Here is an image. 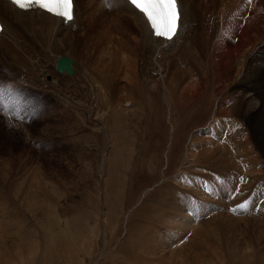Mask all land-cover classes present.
<instances>
[{"label":"bare ground","instance_id":"1","mask_svg":"<svg viewBox=\"0 0 264 264\" xmlns=\"http://www.w3.org/2000/svg\"><path fill=\"white\" fill-rule=\"evenodd\" d=\"M194 1L178 0L181 10L178 33L173 40L166 41L152 34L145 16L132 7L128 0H110L111 6L109 0H74V19L71 23H65L45 11L21 10L9 0H0V72L18 78L24 84L33 82L39 85L41 82L48 84L50 89L60 87L53 91L60 94L56 100L60 102L61 112H81L83 109L84 114L80 113V117L72 121L81 126L89 122L101 127L121 126L143 116V111L150 108L153 113L146 119L153 123L150 128L153 131L150 135L153 158L157 156L158 164L161 165L165 158L168 171L162 173L163 191L158 194V200L163 201L167 210V217H163L161 222L171 223L178 228L184 225H178L180 219L187 223L189 219L194 221L195 217L201 218L209 213L203 200L211 204L214 197L221 193L220 205H213L218 208L205 222L206 229L212 226V231H217L218 236L225 240L232 226L245 223L247 227L244 233L248 234L249 239L252 238L254 242L261 240V243H256V254L259 256L264 250V184L252 182L250 185L248 182L264 177V0H213L219 5L227 3L228 8L216 13L208 12L201 18L195 14ZM246 1L250 5L245 11V18L236 21L229 7ZM198 38L202 39L203 45H208L212 39L214 44L205 65L195 68L198 76H201V82L199 87L193 84L197 92L192 91L189 96L191 100L196 96L192 100L194 105L181 116L171 89L191 79L186 70L181 68V60L193 61L198 52ZM230 39L232 41L228 43ZM123 51L131 60L127 59L130 57L121 59ZM61 56L73 59L74 72L70 75L59 73L58 79L52 77L53 81L51 79L52 82L47 84L45 74L40 75L41 79L38 80L37 69L53 74L56 60ZM121 60H129V64L128 61L123 64L130 65L133 71L137 69V78L133 81V77L129 79L130 75L122 87L125 85L126 94L136 89L140 96L139 103L127 95L123 96L122 105L111 101L113 87L119 83V70L123 67ZM212 66L213 71L210 69ZM234 71L235 77L232 78ZM92 81L93 85L102 86L93 87ZM218 83L221 84L218 86ZM75 91L80 92L86 102L90 100V105L85 101L84 104ZM154 94L157 96L151 101ZM253 97L255 101L259 99V106L254 102L250 108L249 102ZM92 108L97 109L94 115L90 113ZM208 116L209 121L206 120ZM103 136V149H106L111 144V137L107 131ZM178 157L182 158L178 174L181 178L186 177L182 180L178 178L176 185L168 181L165 183ZM150 163L152 168L154 163ZM243 164L250 168L248 172H242L248 179L238 197L233 198L235 195L232 193L230 214L226 210L224 193L241 188L242 173L239 166ZM101 167L99 174L102 177L104 172ZM143 178L142 185H146V181L153 180L155 176ZM205 183L208 191L204 189ZM142 194L141 197H144L147 193L145 191ZM186 196H194L193 204L197 203L198 209H192ZM240 205L247 207L241 208ZM244 211L253 220H243L241 216ZM165 243L168 245L173 242L165 240ZM142 244L140 241L139 245ZM141 246L140 249H144Z\"/></svg>","mask_w":264,"mask_h":264},{"label":"rangeland","instance_id":"2","mask_svg":"<svg viewBox=\"0 0 264 264\" xmlns=\"http://www.w3.org/2000/svg\"><path fill=\"white\" fill-rule=\"evenodd\" d=\"M194 4L198 18L208 12L216 13L228 8L227 3L219 5L213 0H195ZM249 5L246 1L230 6L229 10L236 21H241ZM196 43L198 52L193 61L181 60V68L191 79L171 89L181 116L194 105L192 100L196 96L191 100L189 94L196 91L193 84L199 87L201 82L195 68L205 65L214 39L208 45H203L201 38ZM121 53V59L130 57L124 51ZM127 59L131 60V57ZM124 61L130 63L129 60H121L123 67L119 70L118 87H113L111 101L122 105L123 96L127 95L139 103L140 96L136 89L126 94L125 85L122 87L124 82L127 83L126 78L131 75L129 79L133 77V80L138 75L137 69L133 71L130 65L123 64ZM210 69L213 71L214 66ZM37 73L38 78L35 74L32 76L39 80L45 74L46 84L60 77L56 70L52 74L39 68ZM234 73L232 78L235 77ZM26 84L0 72V264H264V250L259 256L256 254V243H261V240L254 242L252 238L249 239L248 234L244 233L247 227L245 223L232 226L225 240L218 236L217 231H212V226L206 229L207 221L218 208L213 205H220L221 193L214 197L211 204L203 200L209 213L201 218L195 217L194 221L189 219L187 223L180 219L178 225H184L178 228L171 223L161 222L167 217V210L163 201L158 200V194L163 191L162 173L168 171L165 158L162 165L158 164L157 156L153 158L150 136L153 123L146 119L153 113L150 108L131 123L128 121L117 127L111 125L116 129L112 128L109 133L110 126L101 127L92 122L81 126L72 122L80 117V113L84 114L83 109L81 112H61L60 102L56 100L60 94L53 91L60 87L51 90L48 84L41 82L39 85L33 82ZM92 86L102 85L95 86L92 81ZM75 94H79L84 104L90 105V100L86 102L80 92ZM155 96L157 94L152 95L150 100ZM254 102L259 106V99L255 101L253 97L249 102L250 108ZM96 110L92 108L90 113L94 115ZM209 119L210 116L206 120ZM105 131L111 137V144L103 149ZM150 162L154 163L152 168ZM181 164L182 158L178 157L165 183L168 181L176 185L178 178L182 180L186 177L181 178L178 174ZM100 167L104 172L102 177ZM239 168L241 173L250 170L244 164ZM145 174L154 175L155 178L142 185L145 180L143 176H147ZM241 176V188L224 193V203L230 214L232 193L236 198L246 186L248 177L245 178L243 173ZM252 182L264 184V177L248 183L251 185ZM204 189L208 191L207 183ZM145 191L147 194L141 197ZM187 198L192 209H198L197 203L193 204L194 196ZM245 214L244 211L241 216L243 220H253L251 215ZM151 226L155 228L152 230L149 228ZM165 240L173 243L167 245ZM140 241L145 245H139ZM140 246L144 249H140ZM148 250L150 254H147ZM172 253H175V261ZM157 258H160L159 261Z\"/></svg>","mask_w":264,"mask_h":264},{"label":"snow or ice","instance_id":"3","mask_svg":"<svg viewBox=\"0 0 264 264\" xmlns=\"http://www.w3.org/2000/svg\"><path fill=\"white\" fill-rule=\"evenodd\" d=\"M11 3L22 10L42 9L65 23L74 19V0H11ZM128 3L145 16L156 37L171 41L177 35L180 20L178 0H128ZM239 207L246 208L247 205Z\"/></svg>","mask_w":264,"mask_h":264},{"label":"water","instance_id":"4","mask_svg":"<svg viewBox=\"0 0 264 264\" xmlns=\"http://www.w3.org/2000/svg\"><path fill=\"white\" fill-rule=\"evenodd\" d=\"M66 63V59H65V56H61L58 61H57V64H58V69L62 70L63 69V66L65 65ZM61 67V68H60Z\"/></svg>","mask_w":264,"mask_h":264}]
</instances>
